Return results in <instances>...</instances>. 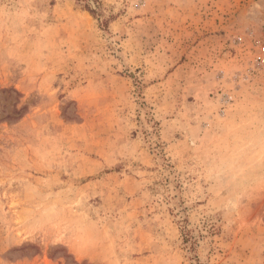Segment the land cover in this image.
<instances>
[{
	"label": "rangeland",
	"instance_id": "rangeland-1",
	"mask_svg": "<svg viewBox=\"0 0 264 264\" xmlns=\"http://www.w3.org/2000/svg\"><path fill=\"white\" fill-rule=\"evenodd\" d=\"M264 0H0V264H264Z\"/></svg>",
	"mask_w": 264,
	"mask_h": 264
},
{
	"label": "built area",
	"instance_id": "built-area-1",
	"mask_svg": "<svg viewBox=\"0 0 264 264\" xmlns=\"http://www.w3.org/2000/svg\"><path fill=\"white\" fill-rule=\"evenodd\" d=\"M264 30V26L262 27ZM254 61L259 65H264V36L257 40V44L254 52Z\"/></svg>",
	"mask_w": 264,
	"mask_h": 264
}]
</instances>
